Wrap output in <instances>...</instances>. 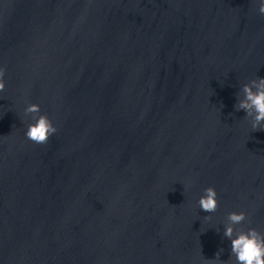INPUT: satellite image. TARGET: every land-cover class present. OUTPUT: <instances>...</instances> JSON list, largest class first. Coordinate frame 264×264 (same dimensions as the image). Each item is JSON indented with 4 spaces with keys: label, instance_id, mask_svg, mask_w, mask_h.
I'll use <instances>...</instances> for the list:
<instances>
[{
    "label": "water",
    "instance_id": "water-1",
    "mask_svg": "<svg viewBox=\"0 0 264 264\" xmlns=\"http://www.w3.org/2000/svg\"><path fill=\"white\" fill-rule=\"evenodd\" d=\"M258 6L0 0V264H236L231 239L264 233V130L237 110L264 78Z\"/></svg>",
    "mask_w": 264,
    "mask_h": 264
},
{
    "label": "clouds",
    "instance_id": "clouds-1",
    "mask_svg": "<svg viewBox=\"0 0 264 264\" xmlns=\"http://www.w3.org/2000/svg\"><path fill=\"white\" fill-rule=\"evenodd\" d=\"M258 12L264 15V0H259ZM5 75L6 69L0 68V92L6 88ZM253 87L256 88V91H253ZM243 92L245 93V100L240 102L237 110L244 109L249 115H252L254 110L256 115L252 128L254 131L264 130V127L261 126L264 122V78H258L253 80L251 84H245ZM40 111L38 104H30L25 109L28 114H37L34 118L35 122L28 125L26 137L37 144H45L58 129L48 115H41ZM204 193L198 201L200 208L205 212L216 211L219 201L215 187L204 189ZM247 218L245 212H231L229 214L232 224H241ZM225 235L232 238L233 228L231 226L227 228ZM231 252L235 257L236 264H264V233L256 228L241 231L234 239H231ZM216 255L219 258V252Z\"/></svg>",
    "mask_w": 264,
    "mask_h": 264
}]
</instances>
